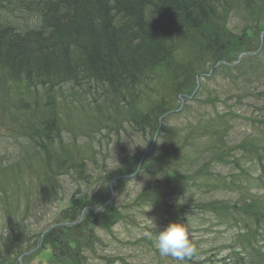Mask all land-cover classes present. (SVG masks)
<instances>
[{"label": "trees", "instance_id": "16d2710c", "mask_svg": "<svg viewBox=\"0 0 264 264\" xmlns=\"http://www.w3.org/2000/svg\"><path fill=\"white\" fill-rule=\"evenodd\" d=\"M49 8L52 14L43 23V34H23L22 19L16 18L14 9L0 16V68L7 69L0 77V124L17 135L15 149L6 156L0 153V187L4 186L5 197L21 193L17 187L25 174V178L36 175L41 181V199L54 198L60 176L74 182L86 179L78 160L85 159L90 150L96 154L94 150L102 147L101 137L108 141L109 135L119 138L132 129L149 137L148 149L152 150L141 158L123 153L115 192L136 173L161 178L160 186L151 185L133 201L155 209L179 208L165 204L164 197L189 180L200 192L214 193L226 187L240 192L243 197L236 202L213 201L200 207L230 220L239 231L234 238L236 247L227 257L218 260L213 251L206 252L202 264H264V194L257 196L249 189L252 183L264 189V171L251 180L232 176L227 181L229 177H221L211 167L215 159L218 164L238 163L235 151L245 150L249 155L243 158L256 157L254 162L264 169V146L254 144V138L229 146L227 123L218 124L212 118L199 121L184 137L178 128L166 124L169 118L183 114L191 97L199 101L205 84L217 76H229L233 83L242 78L239 85L249 90L255 81L264 82V37L260 42L264 0H51ZM23 9L24 13L34 10L28 4ZM37 50L44 52L37 54ZM243 53L251 54L238 61ZM222 62L230 66L216 68ZM57 82L62 93H50ZM62 83L68 85L66 91ZM7 87L14 88L11 92L20 98L22 106L16 114L10 113L17 102L11 99L13 94L8 96ZM90 87L96 91L87 98ZM26 89L36 98V104L31 102L35 107L23 105ZM207 102L214 105L212 98ZM216 118L222 116L216 113ZM203 130L211 137L201 142L197 157L202 166L190 173L182 171L188 153L191 158L198 154V138L192 135H202ZM77 135L90 138L88 146L75 142ZM115 142L119 146V140ZM32 160L35 165L25 164ZM111 195L109 188L101 187L89 201L73 196L50 230L40 235L27 234L22 225L18 232L8 218L6 227L15 237L0 242V264H19L17 257L25 250L14 247L19 240L33 242L25 252L50 249V264H85L86 251L100 242L93 221L98 219V226L109 231L123 214L115 201L97 216L89 211L82 217V212L86 207H101ZM28 209L29 205L26 216ZM180 261L193 263L188 255Z\"/></svg>", "mask_w": 264, "mask_h": 264}, {"label": "rangeland", "instance_id": "374dc122", "mask_svg": "<svg viewBox=\"0 0 264 264\" xmlns=\"http://www.w3.org/2000/svg\"><path fill=\"white\" fill-rule=\"evenodd\" d=\"M259 78L261 75H257ZM226 76H222L217 80H210L205 84V88L199 96V101H189L185 112L181 116H173L169 118L166 124L172 128H178L182 134L180 137L192 132L193 128L197 126L199 120H203L213 115V110L217 109L219 113L224 116L222 121L213 118L215 122L221 124L222 122L227 123V126L223 130L228 136L227 142L230 146L239 145L245 139L254 138V144H258L260 147L264 146V97L245 96L244 92L240 91V86L234 83L243 82L242 78L234 83ZM264 91V85L260 88ZM242 96L241 104L230 105L235 102L236 96ZM234 98L233 101L228 102L229 98ZM212 98L215 105L208 103L207 100ZM227 103L228 105H225ZM223 105V106H222ZM228 114V116L226 115ZM227 117V118H226ZM212 119V120H213ZM219 127V126H218ZM192 128V129H191ZM98 137L100 135L97 134ZM103 136V135H102ZM197 137L195 141L198 154L195 152V156L191 158L190 152L185 158L182 164V171L185 169L188 173L194 171L196 168L202 166V161L199 157L201 154V147L208 139L207 136L211 137L208 131L203 130L201 133L192 135ZM109 135L108 141L101 137L102 147L98 146L94 151V157L96 158L97 151L103 149V154L98 155V158L93 162L87 161L86 171L90 172L92 179L89 182H81L80 184H73L71 179L62 177L59 187V193H56L55 197L48 196L46 200L40 201L35 199V189L31 194H27V189L31 188L32 180L28 178V187L20 183L21 193L14 194V197L7 199L4 195L2 200L0 198V242L15 237L9 233L6 224L9 225L7 212L5 213V207L19 200V209L25 210L28 205L29 212L25 221H19L15 215L13 223H11L15 229L20 232L22 225L27 234L34 232L36 235H40L45 232L50 225L54 224L60 217L61 212L67 208L68 199L73 196L76 190H82V195L86 197L96 195L101 190V187L108 188L112 183V176H115L120 172L124 164L123 153L127 152L132 157H142V155L148 150L149 137L146 138L132 129H127L122 132L119 138ZM204 139H200L203 138ZM206 137V139H205ZM250 137V138H249ZM89 139H85L82 136H76L75 142L78 144L82 143L88 146ZM119 140V146L116 145L115 140ZM14 139L12 135L8 138L0 135V153L2 155H8L7 153L15 149V143L11 142ZM88 140V141H87ZM162 141V137L159 142ZM200 141V142H199ZM204 141L202 144L201 142ZM109 142V143H108ZM108 143V144H107ZM141 145V146H140ZM125 149V150H123ZM154 151H156L154 149ZM94 152L91 150L86 156L92 155ZM156 154V153H155ZM240 158V163H231L229 165L225 163L217 164L216 159L213 161V167L216 172L223 176L229 177L227 181L233 180L232 176L240 177L243 181L257 178L263 174L264 169L256 164L254 158H243L241 153H237ZM188 158V159H187ZM98 160V161H97ZM215 162V163H214ZM32 163L25 162V164ZM212 166V165H211ZM85 168V167H84ZM194 168V170H192ZM36 176V175H34ZM36 179V177H33ZM127 182L123 188H119L116 193L115 201L117 206L121 208L123 219L117 221L111 230H97L100 242L97 245L86 251L87 260L85 264H190L188 262L182 263L181 258H175L171 256H161L158 249L155 246L156 236L159 232L163 231L169 224L174 222L184 223V226L189 234V238L192 241L193 251L188 255L193 262L202 264L203 255L206 252L217 254L219 258L228 256L230 253L224 250L234 240L237 229L234 226H230L228 222H224L223 219L217 218L216 214L199 210L193 206L198 205V201H211V200H222V199H233L236 200L237 193L215 191L214 193H208L206 190L197 191L193 181L189 180L185 185L178 187V189H172L167 191L164 197L165 203L169 199L175 202L177 205H187L182 210H172L170 207H162V209H155L148 207V205L139 204L134 206L133 201L137 195L144 189L151 185L160 186L162 184L161 178L153 179L152 177L138 174L136 176L126 178ZM199 180V179H196ZM31 183V184H30ZM143 185V188L141 185ZM113 185H115L113 183ZM251 189L254 188L252 185ZM114 190V189H113ZM252 193H257L262 196L264 190L254 188ZM169 193V194H168ZM87 197V198H88ZM93 197V196H92ZM89 197V198H92ZM4 198V200H3ZM55 199H58L55 202ZM54 202H52V201ZM170 200V202H171ZM195 201V202H192ZM30 203H29V202ZM168 204L169 201H168ZM191 206L192 209L188 210ZM191 210L194 213H191ZM194 214V215H193ZM15 216V217H14ZM7 221V222H6ZM21 226V227H22ZM14 247L18 250H26L28 245L33 244L32 241L28 243H20L16 241ZM215 247V248H214ZM24 250V251H25ZM17 251H15L16 253ZM51 254V250L38 251V249L31 254V258L28 260L20 259L22 264H50L48 257ZM15 255V254H14ZM210 256V254H208ZM191 264L192 261H191ZM196 264V263H194Z\"/></svg>", "mask_w": 264, "mask_h": 264}, {"label": "bare ground", "instance_id": "6f19581e", "mask_svg": "<svg viewBox=\"0 0 264 264\" xmlns=\"http://www.w3.org/2000/svg\"><path fill=\"white\" fill-rule=\"evenodd\" d=\"M54 2H55V0H53V3ZM26 4H28L29 6L32 5L34 10L33 11L30 10L29 13H24L23 12L24 11L23 6ZM50 4H51V0H0V16L6 17L7 13H9L10 9H14V12L16 14L15 15L16 18L22 19L21 26H22L23 34H27V35H29V34L34 35V33L43 34L42 33L43 32V23L52 14L50 11L51 9L49 8ZM19 6H20V8H19ZM92 51H93V49H92ZM36 52H37V54H41L44 52V50H37ZM42 55L45 56L44 54H42ZM6 70L3 66H1L0 77L4 76V73ZM57 83L55 85V88H53L49 91L50 93H53V94H61L62 93L59 90L60 84L59 83L57 84ZM62 88L64 91H66L68 88V85L62 83ZM6 91H7L8 96H10L11 94L15 95L13 92H11L9 87H7ZM88 91H90V93H88L89 96L87 98H90V96L95 93L96 88L90 87L88 89ZM24 94L26 96V100L22 101V102H24L23 103L24 107L25 108L35 107L36 98L33 97L32 95L28 94L27 89H26ZM15 96L18 97V95H15ZM75 99H76V96L74 95V100ZM31 102H33L35 104H33ZM82 103H84V102H80L79 104H82ZM214 105H215V103H214ZM226 115L228 116V114H226ZM222 119H224V116H222ZM222 119H221V121H222Z\"/></svg>", "mask_w": 264, "mask_h": 264}, {"label": "clouds", "instance_id": "9594fccd", "mask_svg": "<svg viewBox=\"0 0 264 264\" xmlns=\"http://www.w3.org/2000/svg\"><path fill=\"white\" fill-rule=\"evenodd\" d=\"M141 146V145H140ZM142 186V184H139ZM155 246L161 256L183 258L193 251L192 241L184 223L174 222L169 224L156 236Z\"/></svg>", "mask_w": 264, "mask_h": 264}]
</instances>
